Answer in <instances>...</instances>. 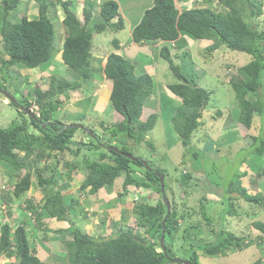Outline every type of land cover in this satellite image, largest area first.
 Wrapping results in <instances>:
<instances>
[{
  "label": "trees",
  "instance_id": "obj_1",
  "mask_svg": "<svg viewBox=\"0 0 264 264\" xmlns=\"http://www.w3.org/2000/svg\"><path fill=\"white\" fill-rule=\"evenodd\" d=\"M20 1L0 0V79L5 84L13 79L10 75L12 67L28 68L32 71L36 68L39 69L37 72L41 73L43 71L40 70V66L52 59L54 52L57 51L54 28V19L57 16L53 10L54 1L34 0L38 11L35 17L22 16L19 20L12 21L11 11ZM58 1L64 12L61 23L67 32L62 43V64L72 71V77L66 79L52 75L45 89H41L38 84H32L31 93H28L33 102L30 99H22V96L18 98L13 93L16 102L8 101L10 105L15 106L18 116L8 127H0V161L4 163L0 165L4 166L2 167L4 171L9 170L11 173L9 176L13 177V194L16 198L25 194L31 186L30 160L37 163L42 158H53L55 163L47 164V174L43 172L45 167H35L36 184L41 188L43 198L38 206L33 205L29 198L26 199L27 208L33 211L34 219H29L28 223L20 222L15 228L6 219L0 223V255L15 258L5 264H55L44 262L34 254L28 239V226L31 223L32 225L40 223L44 216L64 219L71 211L73 213L76 203L74 199H72L74 203H68L64 195L70 185L68 179L70 180L72 172L77 169L79 161L62 160L66 173L63 177L61 173L57 177L56 170L60 160L56 157L58 153L64 152L78 155L81 145H88L89 148L95 149L98 156L95 160L83 158L84 179L80 189L89 187V192L96 194L104 187H112L116 177L123 174V192L130 186L141 189L149 187L157 191L159 197L150 201L141 200L133 205L135 227L120 226L119 222L115 221L110 232L95 236L79 226H74L72 239L64 243V256L56 264H184L171 259L176 253L167 246L168 237L171 238L179 229L178 218L183 215L177 216L173 202H169L170 213H167L161 185L154 168L147 160L145 161L151 170L147 169L141 160H130L108 147L113 145L122 152L130 153L126 146L128 140L140 142L148 138L147 134L155 125L156 114L152 112L144 120L141 119V115L146 99L153 90L154 80L148 72L139 73L144 69L145 62L138 56L129 58L111 51L104 66L95 65L91 60V46L95 45L93 39L95 34L107 28L117 31L124 26L122 18L118 17L116 21H112L118 16L116 1L103 0L97 7L96 2L91 1L83 9V22L77 13L70 9L68 1ZM262 6L263 0H199L198 5L179 10L175 0H152L151 6L132 26L131 38L134 43L154 45L152 51L151 47H148L150 53H147L149 58L146 62L152 60L153 64L150 65H154L155 61L158 63L163 59L176 79L173 83L167 84L168 88L180 97L173 115V125L180 142L185 147H190L189 151L192 147V134L205 122L201 115L212 100V91L197 84L196 76H187L181 71V62L184 60L182 54L186 48L183 47L186 44L185 37L192 41L210 39L212 43L205 49L224 45L229 49L251 55L250 61L238 67L227 80L234 91L237 113L227 119L224 118L221 126L225 130L228 128L226 135L236 126L230 125V122L240 121L246 128H253L254 118L262 117L264 107V25L259 26L255 22L263 13ZM94 12L95 15L92 14ZM111 43L114 48H120L118 38H113ZM190 63L192 62L188 64ZM100 71L112 81L108 97L109 106L123 118L114 123H108L103 119L99 123L101 132L97 134L94 126H85L83 123H81L83 127L71 126L76 121L63 120L59 106L62 105L63 99H69L68 92L81 87L79 82L84 79L86 83L97 78L96 72ZM27 79L26 77L23 81ZM12 81L10 84H13ZM5 84L0 81V88H6ZM13 86L15 90L20 91L16 84ZM20 93L22 94L21 91ZM80 99L74 103L77 104ZM33 106L32 111L35 112L37 119L32 118L24 109ZM221 111L222 109L217 108L211 115L212 118L215 120L222 116ZM55 112H60V118L59 115L54 116ZM261 122L264 127V117ZM263 127L258 135L252 136L253 154H264ZM86 128L93 133L88 135V141L76 140L74 137L76 131L81 129L84 135L88 131ZM91 138L93 140L90 142ZM101 148L105 150L100 151ZM199 152L200 149L194 150L192 155L196 158ZM252 165L256 167L257 164ZM135 166L143 168L141 176L136 174ZM23 169L25 170L21 173ZM256 170L258 176L264 174L263 168ZM246 173L245 170L237 174L236 181L230 185L231 193L237 192L238 196L228 197V206L222 211L220 218L225 220L227 217L225 215L236 213L232 198H242L253 205L264 206V193H249L247 187L243 185L241 178ZM184 175L187 176L184 183L188 184L191 175L188 171ZM164 185L166 193L168 186L165 178ZM4 197L5 195H0V202ZM4 200L7 202L11 198ZM203 200L206 202L211 200L203 196L199 201L201 214L207 224H212L211 213L205 210L207 207ZM252 226L259 233L257 234L259 239L264 240V221L254 220ZM211 229L215 233L214 242L205 244L198 239V243L195 244L205 255H224L227 250H240L248 243L256 241V235L252 238L250 234L247 236L236 234L229 230L224 221L216 227L211 226ZM186 260L191 264H200L195 253L187 256Z\"/></svg>",
  "mask_w": 264,
  "mask_h": 264
},
{
  "label": "rangeland",
  "instance_id": "obj_2",
  "mask_svg": "<svg viewBox=\"0 0 264 264\" xmlns=\"http://www.w3.org/2000/svg\"><path fill=\"white\" fill-rule=\"evenodd\" d=\"M53 1L55 3L53 10H55V14L57 16L54 19L56 35L55 45L57 50L54 52V57L40 66V70L43 71L41 73L37 72L39 69L37 70L36 68L33 69L34 71H32L28 68L16 66L10 69V75H12L11 78L13 79L11 80H13V84H10L11 80L7 79L8 82L5 84V82L0 79V81L6 86L4 89L9 91L12 95L14 93V95L18 98L22 96V99H30L32 101L30 95L32 84H38L40 85L41 89H45L49 82V77L52 75L64 77L66 79H71L72 77V71L67 69V66L65 67V65L62 64L61 58L63 39L67 35L65 27L61 23L64 12L60 7V2L58 0ZM61 1H68L70 9L77 13V16L83 22L84 5L87 6V4L93 0L85 2L84 0ZM100 1L102 2L103 0ZM115 1L118 5V16H115L112 21H116L118 17L122 18L121 14L123 13L126 14L127 18L125 19L124 15H122L124 18H122L124 22L122 29L112 31L111 28H107L103 32H98L95 34V37L93 38L95 40V45L91 46V60L95 65L99 63L101 66H103L107 59L106 54L113 49L115 50V53L119 52V54H122L120 49L124 47L123 44L125 38L127 40L130 39L132 26L137 23L139 17L141 16V12L145 8L147 9L150 7L152 0ZM97 4L98 3H96L95 7H97ZM196 5L197 4L194 2V0H186L185 2V6L187 7ZM262 8L263 13L255 19V22H257V25L259 26L264 25V0ZM37 13L38 11L34 0H21L18 6L11 11L10 19L12 21H16L22 16L33 18L37 15ZM92 14L95 15V12ZM113 38L119 39L120 48H114L111 43ZM185 38L186 44H184L183 47L186 48L182 54L184 60L181 62V71L187 76H196L195 79L198 81L197 84L212 91V100H210L207 110H205L201 115V119L205 122L198 127L197 131L192 134L191 150L189 151L188 149H190V147H185L180 142L179 136L174 129L173 115L176 112L177 101L180 100V97L175 95L167 87V84L173 83L176 81V79L169 70L167 63L163 59H160L159 63H157V61L154 62V65H158V68L153 76L155 78V84L150 96L146 99L141 115V119L144 120L150 113H155V125L149 131L147 134L148 138H145V140L140 142L132 139L128 140L126 142L127 149L129 150L130 154L139 156L143 160L149 161V163L152 165V168H154V173L158 171L164 175L165 182L168 186L166 187L165 193L166 198H168V204L169 202H173V205L175 203L174 207L176 209L177 216L179 217L181 214L183 215L178 218L179 229L174 234H172L171 238L168 235L169 243H167V246L168 248L174 250V253H176L175 258L186 259L187 256L195 253V255L199 258L200 264H264V240L259 241V235H257L259 233L252 226V222L254 220L264 221V206L258 204L253 205L241 198H232L231 202L234 209H236V213L233 215H225L227 216L225 217V220L220 218L222 211H225L226 206H228V197L238 196L236 194L237 192L231 193V189L229 187L236 181L237 174L240 172H244L245 170L247 172L241 178L243 185L247 187V192L254 194L258 192L264 193V174L262 176H258L256 173L258 171L256 169H264V154H253L251 146L252 136L258 135L260 133L261 127H263L261 121L264 117V107L262 117L260 118V116H256L254 118L252 124L254 125L253 128H246L242 123H240V121L230 122V125L236 126L232 129V131H229L230 134L228 133L226 135L225 132H227L228 128L225 130L223 129L224 127L221 126V122L224 118L227 119L229 116H234L237 113L236 102L234 101V91L231 89L230 85H228L227 80L231 74L236 72L238 67L250 61L251 55L246 52L229 49L224 45L214 47L212 49H205V46L212 42L211 40L202 42L198 39H194L192 41L188 37ZM132 42L133 41L131 40V42L128 43L131 44ZM128 43L126 42V45ZM96 52L100 53V55H96ZM104 52L106 53L103 56ZM128 52L130 54L131 51L129 50ZM137 55L139 59H142L143 62H146L149 58L147 53L138 52ZM101 57H103V59ZM99 59L101 61H99ZM184 61L187 63H184ZM148 62L146 63L153 64L152 60H149ZM189 62L192 63L188 64ZM96 76L97 78L88 80L86 83H84L83 79L82 82H79L81 87L75 91L78 92L80 96L83 95L80 101L76 104L78 107H82L83 109L78 111L73 110L74 107H72V105L74 104V97L76 96V93L72 94L74 91L68 92V96L70 95L69 99H63L62 105L59 106V109H61L60 112L63 114V120L76 121V123H83L85 126L91 127L93 124H97L95 123L96 120H94L96 118V114L92 111L94 110L92 107L94 108V106L97 104L98 107L102 109L101 111L103 112L104 116L107 115L108 117H112L115 115L114 120H112L113 123L122 120L123 116L121 114L113 110L111 111L112 108L109 105L108 107L106 106L107 98L106 103H102L103 99L108 96L107 94L111 89L112 81L106 78V83H104L105 75L102 71L96 72ZM26 77L28 78L27 81H23V79ZM102 79H104V82H102L101 85L107 84L106 88H100L97 86V84H99L98 82L102 81ZM94 80L99 81L95 82ZM15 84L16 88L20 89L22 94L19 90L14 89L13 85ZM97 88H99V90H96ZM84 93L86 95H84ZM92 102L95 104L92 105ZM34 106L33 108L30 107L29 109L33 110ZM217 108L220 110L222 109V116H217L218 118L214 120L211 115L216 112ZM59 113L55 112L54 116L57 117ZM17 116L18 112L16 111L15 106L10 105L9 101L4 98L3 94L0 92V127H8L11 121ZM78 119L81 122H79ZM94 127L93 129L98 134L101 130L100 126ZM98 128L100 129L98 130ZM80 131L81 129H78L77 133H82ZM88 135L90 136V134L86 132L83 136L88 137ZM103 136L105 137V135ZM77 138L80 140L78 136ZM92 140L93 138H91L89 141L91 142ZM122 141H124V139H122ZM81 146L82 147L78 155H71L69 152H64L63 154L58 153V156L56 157L60 160L58 167L60 166L64 173H66V169L62 164V160L64 159L78 160L79 165L77 167V171H79L81 174L82 171H84L82 162L84 157H87L91 160L97 159L98 153L94 148H89L88 145ZM198 149H200V152L195 158V156L192 155V152ZM99 150L104 151L105 149L101 148ZM50 159L53 160V158ZM41 162L49 163L52 161L42 158L39 162L40 167H45L43 172L48 171L47 165H44ZM0 163L3 162L0 161ZM252 163L257 164L256 167L253 166ZM36 165L37 163L35 160H30L29 169L32 172V176L34 178V182L32 180L31 185L35 184L36 187H39L36 184ZM2 167L4 166L0 165V170L3 169ZM31 167H34V170H32ZM40 167L38 166L36 168ZM135 168L137 170L136 174L141 176L144 171L143 168L138 166H135ZM152 168H150V170ZM24 170L25 169L21 170V173H23ZM187 171L191 175L188 184L184 183V180L187 179V176H185L184 173ZM0 175H3V177H1L2 180L0 181V189H3L7 192V197L4 198H11V200L7 202L5 200L2 202L9 203L7 204L8 206L15 204L10 209L6 205L9 213L6 212L8 215L5 217V219L7 218L10 224L14 226L19 220L18 216L23 214V210L16 212L15 209H12L19 206V204L16 205V203H21L24 201L26 202V199L31 196L27 194V191L30 189V187L25 192V194L19 198H16L13 194L12 188L14 185L13 177L9 179L1 172ZM123 179V174L116 177L112 188L109 189L116 190L113 194L114 197H117L115 198V206H117V217L119 215L116 222H119L120 226L127 225L135 227V218L132 215L133 205L141 200H155L159 197V195L153 188L145 187L146 194L141 198L134 196L136 199L130 200V198H133V195H131L126 199L125 193L128 191V189H131V192L138 193V189L140 190L141 188L130 186L125 192H123ZM2 186L4 188H2ZM38 189L40 190L41 188L39 187ZM81 190H78V192L76 191L77 194L74 195L72 192L64 195L68 203H74L72 200L74 199L76 204L73 214L76 219L79 217V212L76 206H80L82 201H84L83 204L90 205L92 203L93 197H95V195L92 194L82 195ZM106 190L108 191V188H106ZM120 193L123 195L122 199L121 197H118L120 196ZM100 195H102L101 199L104 201H108L110 199L103 193H100ZM203 196H206L208 200H211L207 202L206 200H203V202H206L207 209L205 210L211 213L210 216L212 218V224H207L206 219L200 212L201 210L199 200L202 199ZM121 200L123 201L122 203ZM123 204L124 206H122ZM2 213H5L3 209ZM2 213L0 210V217L2 216ZM221 221H224V223L227 224L229 230L236 234L243 236L250 234L251 237L256 235V241H252L250 245H245L240 250H227L226 254L224 255L210 256L203 254L201 248L196 247L195 244L198 243V239L201 240L199 242L205 244L214 242L215 233L211 229V226L216 227ZM111 222H113V220ZM77 225L82 227L80 221H78ZM102 229L103 227H100L97 234H99ZM191 249H193V251H190ZM63 250H65L64 245ZM63 256H61V258H63ZM256 260H258V262H256Z\"/></svg>",
  "mask_w": 264,
  "mask_h": 264
},
{
  "label": "crops",
  "instance_id": "obj_3",
  "mask_svg": "<svg viewBox=\"0 0 264 264\" xmlns=\"http://www.w3.org/2000/svg\"><path fill=\"white\" fill-rule=\"evenodd\" d=\"M85 1H87V0H84V2ZM93 1H95V0H93ZM185 2H186V0H175V3L177 5V7L179 8V10L190 8V7L185 6ZM194 2H196V4L197 3L199 4V0H194ZM84 4H87V3H84ZM151 4H152V1H151ZM145 10H146V8L141 12V16ZM122 15H124L125 19L127 18L126 14H124V13L121 14V17L123 18ZM141 16L139 17V19L141 18ZM125 37H127V36H125ZM131 40H132V38H131V33H130V39L127 40L125 38V41L123 44L124 47L122 48L123 50L120 49L122 51L121 55H123L125 57H129V58L130 57L136 58V56H138L137 55L138 52H141V53H148L149 52L150 53L148 47H151V51L153 50V47H154L153 44H149V43L140 44V43H134V42H132L131 44L128 43V42H131ZM200 41L204 42V41H209V40H200ZM126 42L128 43L127 45H126ZM145 49H148V51ZM129 50L131 51L130 52L131 55L128 52ZM112 51H115V50L113 49ZM110 52L111 51H109L106 55H108ZM105 53L106 52H104L103 56L105 55ZM95 54L100 55V53H97V52ZM105 57H104V59H105ZM101 58L103 59V57H101ZM99 61H101V60L99 59ZM98 64H96V65H98ZM165 67H166V65H165ZM157 68H158V65H150V64H147L145 62L144 69H141V70L139 69L140 70L139 73L148 72V73H150V75L152 76V78L154 80L155 78L153 76H154ZM104 78H105V82H104V79H102V81L94 80L95 82L99 81L98 82L99 84H97L98 87H100V88L101 87L102 88L107 87V84L101 85L102 82L106 83V77H104ZM158 83H159V81H158ZM96 90H99V88H97ZM110 90L107 94L108 96L105 97L102 101V103L103 102L106 103V98H107V103H106L107 107L109 105L108 97L110 94ZM75 91H77V90H75ZM75 91L72 92V94L76 93V96L74 97L75 98L74 102L79 100L83 96V95L80 96L78 94V92H75ZM84 95H86V94L84 93ZM104 95H105V93H104ZM94 104L95 103L92 102V105H94ZM72 107H74L73 108L74 111H78V110L83 109L82 107H78L75 103L72 105ZM92 109H94L92 111L95 112V114H96V118L94 120H96L95 123H97V124H93V126L99 127V123L103 119L106 120L108 123L113 122L112 120H114L115 115H113L112 117H108L107 115L104 116L103 112L101 111L102 109L98 107V104L95 105L94 108L92 107ZM112 110L113 109H111V111ZM98 130H99V128H98ZM100 132H101V130H100ZM77 136L80 138V140L88 141V138L86 136H83V133H77V131H76V134L74 136L76 140H78ZM49 160H51L53 163H55V159H53V160L49 159ZM52 162H49V163H42L41 162V163L44 165H47V164H51ZM38 166L40 167L39 162H37L36 167H38ZM31 169L34 170V167H31ZM56 171L58 172L57 173L58 175L56 174L57 177L59 176L60 173H61L62 177L65 174L61 170L60 166L58 167V165H57ZM0 172L3 173L4 175H6L9 179L11 178L9 176L11 174L9 172V170L4 171V169H2V170H0ZM62 172H63V174H62ZM45 174H47V171L45 172ZM1 177H3V175H0V181L2 180ZM83 179H84V171H82V174H81L79 171H77V169H75L71 174L70 180L68 179L70 185H69L68 189H66L65 193L68 194V193L72 192L73 195L77 194L76 191L78 192V190H81L80 184L82 183ZM31 180H33V182H34V178H33L32 174H31ZM59 182L62 183V180L59 179ZM71 187H72V189H71ZM38 188L39 187H36V185L34 184V185H31L30 189L27 191V194L31 195L28 198L31 200V203L33 205H36V206H38L40 204V201L43 198V193L41 194L42 191H41V189L39 190ZM111 188L112 187L108 188V191H107L106 188L104 187L100 191H98L96 194L90 193L89 187L82 189L81 190L82 195L92 194V195H95V197H93L92 203L90 205H85V204H83L84 201H82V204L80 203V206H78V205L76 206L78 209V212H79V217L77 218L78 220L76 219V217L74 216V214L71 211L67 215V217L64 219L63 218L60 219V218H57L55 216H49V217L44 216L41 219L40 223L35 224V225H32V223L29 224V226H28V239L30 241L31 248L33 249L34 254L36 256H38L42 261L47 262V263H55L56 264V263L60 262L61 256H63L64 252H65L63 250V245L66 241H69L72 239V230H73L74 226H78L77 225L78 221H80L82 224V227L80 226L81 229H83V230L85 229V231L91 235L96 236V235H101V234H107L108 232H110L114 228L113 222L117 221V219L119 217V215H118V217L116 215L117 206H115L116 205L115 198H117V197L113 196V194L115 193L116 190H114V189L109 190ZM100 193L105 194V196L109 197L110 199L108 201H104L103 199H101L102 195H100ZM0 195L1 196L5 195V197H7V192L6 191L2 192ZM80 197H82V196H80ZM118 197H121V199H122L123 195L118 196ZM3 200H4V198H3ZM122 202L123 201L121 200V203ZM122 206H124V204ZM18 218H19L18 222H23V223L30 222L29 218L25 212L23 214H21L20 216H18ZM112 220H113V222L111 224ZM16 221H17V218H16ZM100 227H103V229L101 230V232L99 234H97ZM14 259H15L14 257L8 258V257H5L4 255H0V264H5L7 261H11V260L13 261Z\"/></svg>",
  "mask_w": 264,
  "mask_h": 264
},
{
  "label": "water",
  "instance_id": "obj_4",
  "mask_svg": "<svg viewBox=\"0 0 264 264\" xmlns=\"http://www.w3.org/2000/svg\"><path fill=\"white\" fill-rule=\"evenodd\" d=\"M0 92L8 99V100H11L13 102H16L15 100V97L9 92L7 91L6 89L4 88H0ZM27 112V114H29L32 118L34 119H37V116L36 114L28 109L27 107L24 108ZM71 126H78V127H83V125L81 123H75V124H72ZM88 131V133L90 135H92V131L88 128H86ZM111 150L115 151V152H119V153H122L124 156H126L127 158H129L130 160H133V161H136V160H141L142 163L144 164V166L147 168V169H150V166L147 164V162L145 160H143L141 157L139 156H134L128 152H122L118 147L116 146H113V145H110L108 146ZM157 176H158V179H159V182H160V185H161V194H162V197H163V200L165 201V205H166V210H167V213H170V209H169V204H168V201H167V198L165 196V185H164V175L159 173L158 171H156L155 173ZM163 225H164V221H162V233L164 231V228H163ZM162 240H163V236L160 238V241H161V244H162ZM171 259L173 261H176V262H179V263H184V264H191L188 260L186 259H180V258H175V257H171Z\"/></svg>",
  "mask_w": 264,
  "mask_h": 264
},
{
  "label": "built area",
  "instance_id": "obj_5",
  "mask_svg": "<svg viewBox=\"0 0 264 264\" xmlns=\"http://www.w3.org/2000/svg\"><path fill=\"white\" fill-rule=\"evenodd\" d=\"M2 188H4L3 186H2ZM3 191V189H0V192H2ZM126 195H125V198L127 199V197L128 196H131V195H133V198H130V200H135L136 198H134V196H137V198H141L142 196H144L145 194H146V191H145V188H143V189H138V193L137 192H131V189H128V191L125 193ZM7 204H9V203H4V202H2L1 204H0V210H1V213H2V209H3V211L5 212L4 214L2 213V216L0 217V223H2L3 222V220L5 219V217H7V213H9L8 212V209L6 208V205ZM19 204V206H17V207H14L12 210H16V212H19V211H22V213H26V215L28 216V218L30 219V220H33L34 219V214H33V211L31 210V209H29V208H27V203L24 201V202H21V203H16V205H18ZM13 205H15V204H13ZM13 205L12 206H8V208L10 209V208H12L13 207ZM7 212V213H6ZM18 216V215H17ZM6 220L7 221H9L7 218H6ZM2 221V222H1ZM18 225H20V222H18L17 221V223L13 226L14 228L16 227V226H18Z\"/></svg>",
  "mask_w": 264,
  "mask_h": 264
},
{
  "label": "clouds",
  "instance_id": "obj_6",
  "mask_svg": "<svg viewBox=\"0 0 264 264\" xmlns=\"http://www.w3.org/2000/svg\"><path fill=\"white\" fill-rule=\"evenodd\" d=\"M95 2H96V0H95ZM96 3H98V4H100L101 3V1L100 0H97V2ZM198 5V4H197ZM193 7V6H192ZM198 40H210V39H198ZM212 43V42H211ZM211 43H209V44H207L206 46H205V48L207 47V46H209ZM6 98V97H5ZM7 99V98H6ZM8 100V99H7ZM35 113V112H34ZM5 191V190H4ZM242 199V198H241ZM252 238H254V236L252 237ZM245 241L247 242L248 241V239H245ZM261 241V240H260ZM249 245L251 244V242L250 243H248ZM247 244V245H248Z\"/></svg>",
  "mask_w": 264,
  "mask_h": 264
},
{
  "label": "bare ground",
  "instance_id": "obj_7",
  "mask_svg": "<svg viewBox=\"0 0 264 264\" xmlns=\"http://www.w3.org/2000/svg\"><path fill=\"white\" fill-rule=\"evenodd\" d=\"M11 202V201H10Z\"/></svg>",
  "mask_w": 264,
  "mask_h": 264
}]
</instances>
